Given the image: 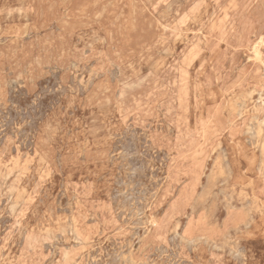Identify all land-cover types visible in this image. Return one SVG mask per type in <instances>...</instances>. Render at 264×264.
I'll use <instances>...</instances> for the list:
<instances>
[{
	"label": "rangeland",
	"instance_id": "rangeland-1",
	"mask_svg": "<svg viewBox=\"0 0 264 264\" xmlns=\"http://www.w3.org/2000/svg\"><path fill=\"white\" fill-rule=\"evenodd\" d=\"M263 63L264 0H0V264H264Z\"/></svg>",
	"mask_w": 264,
	"mask_h": 264
},
{
	"label": "bare ground",
	"instance_id": "bare-ground-1",
	"mask_svg": "<svg viewBox=\"0 0 264 264\" xmlns=\"http://www.w3.org/2000/svg\"><path fill=\"white\" fill-rule=\"evenodd\" d=\"M263 66H264V63H263ZM111 68V67H110ZM264 70V69H263ZM10 89V88H9ZM12 90V89H11ZM58 126V125H57ZM164 180V179H163ZM108 206V205H107ZM176 234V233H175ZM184 242V241H183ZM189 243V242H188ZM214 247V246H213ZM214 249V248H213ZM219 249V248H218Z\"/></svg>",
	"mask_w": 264,
	"mask_h": 264
}]
</instances>
